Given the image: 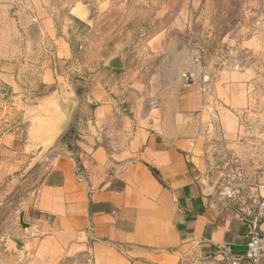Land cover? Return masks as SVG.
Returning a JSON list of instances; mask_svg holds the SVG:
<instances>
[{"label": "rangeland", "instance_id": "1", "mask_svg": "<svg viewBox=\"0 0 264 264\" xmlns=\"http://www.w3.org/2000/svg\"><path fill=\"white\" fill-rule=\"evenodd\" d=\"M111 1L0 0V264H94L86 250L29 248L41 235L21 214L65 142L41 145L28 130L50 91L44 69L82 92L118 46L130 47L132 68L151 65L170 78L180 70L185 86L201 85L210 107L204 159L214 197L253 222L264 220V0H115L124 11L114 16ZM132 6L138 23L126 19ZM60 38L71 48L68 58L56 56ZM182 65L193 70L191 84ZM4 73L15 76L14 89Z\"/></svg>", "mask_w": 264, "mask_h": 264}, {"label": "crops", "instance_id": "2", "mask_svg": "<svg viewBox=\"0 0 264 264\" xmlns=\"http://www.w3.org/2000/svg\"><path fill=\"white\" fill-rule=\"evenodd\" d=\"M115 3L109 15L124 11ZM130 11L126 19L138 23L139 8ZM56 45L59 59L71 56L65 39ZM127 60L123 70L96 69L83 93L44 69L50 91L29 135L65 145L23 212L31 233L41 235L29 248L86 250L94 264H184L193 256L224 264L227 249L252 264L245 254L253 220L221 207L206 174L210 107L201 85L185 86L180 70L170 78ZM1 76L14 89L15 76ZM259 227L264 235V220Z\"/></svg>", "mask_w": 264, "mask_h": 264}, {"label": "built area", "instance_id": "3", "mask_svg": "<svg viewBox=\"0 0 264 264\" xmlns=\"http://www.w3.org/2000/svg\"><path fill=\"white\" fill-rule=\"evenodd\" d=\"M197 61V60H196ZM186 84L192 83V76L190 74L183 73L182 75ZM222 261H225L224 264H242L241 259L232 258L229 256L228 250H222ZM264 257V235L259 227V222L254 221L252 224V230L250 234V239L247 244V251L245 254V259L249 260L252 264H260ZM204 258L190 257L185 261L184 264H203L202 260ZM213 259H216L214 256Z\"/></svg>", "mask_w": 264, "mask_h": 264}, {"label": "water", "instance_id": "4", "mask_svg": "<svg viewBox=\"0 0 264 264\" xmlns=\"http://www.w3.org/2000/svg\"><path fill=\"white\" fill-rule=\"evenodd\" d=\"M75 11H76V15L79 18L83 19L85 17L84 15H80L77 10H75ZM129 51H130V47L129 46H118L116 51L105 62L104 66L106 68H112V69H116V70H123L125 68V63H126ZM49 140H50V144H53L55 139L53 137V138H51ZM23 219H24V214H21V223L23 225H27L28 226V224H24ZM15 245H16V247H18L22 251H24L22 246H20L19 244H15Z\"/></svg>", "mask_w": 264, "mask_h": 264}, {"label": "trees", "instance_id": "5", "mask_svg": "<svg viewBox=\"0 0 264 264\" xmlns=\"http://www.w3.org/2000/svg\"><path fill=\"white\" fill-rule=\"evenodd\" d=\"M71 134V133H70Z\"/></svg>", "mask_w": 264, "mask_h": 264}]
</instances>
